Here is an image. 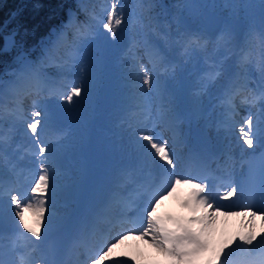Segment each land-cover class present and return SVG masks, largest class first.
Instances as JSON below:
<instances>
[{"label": "bare ground", "instance_id": "obj_1", "mask_svg": "<svg viewBox=\"0 0 264 264\" xmlns=\"http://www.w3.org/2000/svg\"><path fill=\"white\" fill-rule=\"evenodd\" d=\"M239 8L249 21L245 39L242 38L244 39L242 40L243 43H245L244 45H247L244 52L242 54H236L234 58L229 57L230 63L224 60V58H213V65H210L206 63L204 56L199 58L198 55H196L197 52L191 56H184L181 50L173 48L170 52L179 54L180 62L177 64L175 60L170 61L171 57L169 58V61L175 65L172 71H164L162 70L164 68L163 65L158 66L161 68V71L157 77L158 83H154L150 93V102L139 106L135 110L134 115L132 114L133 106L130 95L135 90L134 84L138 82L135 80V73L132 70L133 65L127 63L126 58L129 59L128 50L133 42V38L141 39L143 38V34L147 31L144 26L139 23V19L135 14L136 12H133L132 15V23L134 24L132 27L133 36L128 38L126 30H122L117 34L119 38L126 39V44L123 46L124 48L121 55L116 54V52L113 55L115 59H117L113 62V68L117 70L119 74L117 78H113L111 83L108 84V86L113 89L114 98L107 97L105 101L100 99V102L102 103L103 101L105 105L103 107L105 116L101 117V124L95 122L93 118L90 117L91 112L97 113L100 109L93 108L91 103L87 101V89L91 79L95 78L96 82L100 79L99 74L101 71L96 60V55L99 48H101L103 51L102 59L105 60V49L102 47V39L105 36L99 32L97 35L84 38L88 43L86 48L81 47L80 52L83 54V58L79 66L72 70L75 73L83 72V78L75 76L71 79H66V76L60 77L57 75L55 67L51 68L48 65L45 66V69L47 68L50 72L48 77V90H46L45 93L50 96V99L53 97V101L55 100L57 105L65 107L68 111L70 120L66 123H59L54 126L51 121V113L49 112V115L45 117V120L41 123V127L44 130L42 132V139L46 137L48 141L44 143L39 142V146H47L49 149L43 157V161L46 163L48 169H55L54 166L58 165L59 168L65 169L62 178L69 176L72 178L69 182H65L60 176L54 174L51 177L50 183L56 185L52 188L49 187L48 192L43 197L36 195L32 196L31 193L30 195L26 193L23 197L20 195L18 198H27L33 201H29L24 205L21 203L20 208L12 205L8 200L5 201V195L0 196V231L2 235L10 236L16 247L23 250L24 255L18 253L19 260L27 258L28 264H48L47 243L51 233L53 231H59V229H67L70 230L72 235L71 246L67 252V258L64 264H84V261L88 258L84 252L86 249L90 250L93 248L91 243L94 240L105 242L110 239H113V243L116 244V247L112 250L114 255L113 258L124 261H128V259L131 258V264H137V262L138 264H154L156 261H163V257L160 256L156 249L146 242V239H140L136 233L128 234L123 231L124 229L139 227V223H135V225H132V223L116 222L112 224L100 223L96 225L93 231H90V235L81 233L78 230L77 223L81 216L90 213L98 204L107 199L114 179L122 170L129 168V166L119 163L115 157L122 154L125 150H128L131 158L136 159L137 153L143 152V147L139 145L136 140L141 130H130L131 138L129 139L125 136V130L129 125L126 124L124 127L121 125L125 118L129 119L128 124L130 125L136 123L138 127H144L142 131L145 133L151 131V126L160 131L166 129L169 133L175 132L176 136L173 139H166L164 136H159V138L168 141V147L174 144L180 148L178 154L171 148L176 156L180 158V162L175 168V174L170 176L162 167L158 170L160 172L159 179H155V172L148 177L144 174H138L140 179H142V183L147 182L145 184H149V182L153 180L156 184L158 183L157 189L161 188L159 184L165 181L166 177H172L170 179L174 180L180 171L182 172L187 169L186 166L189 160H184V158L185 156L190 158L194 151L202 158H205V160L208 159L211 162L217 161L218 152L227 156L228 149H231L230 152H234V149L238 148V146L244 147V145L241 144L244 142L241 127L247 132L248 126L239 121L242 119V116H238L237 119L239 122H235L225 111L221 110L223 109L222 106L217 107L219 105H216L218 101L220 102V97L223 95L226 88L231 97L230 106H234L238 111L243 112L247 118L250 115L253 117V131L250 135L254 140V144L257 142L258 136L256 133L255 120L257 118L256 116L264 111V106L258 105V103L264 102V71H262V69H264V53H262V48H264V27L262 22H264V19H256L251 6H240ZM115 13L118 18L126 14L124 7L120 6L116 9ZM145 14H147V12H145ZM147 23L149 25V20ZM150 27L154 29L157 28L153 23L150 24ZM149 37L153 43L159 40L158 37H154L152 34H150ZM53 39H55V36H53ZM215 41L216 39H213V43L218 46L219 44L215 43ZM259 45L261 46L259 47ZM240 48L241 46L239 49ZM138 54L142 57L141 62L147 63V58L143 55V48L138 49ZM224 57H228V54H225ZM244 63L248 66L242 72L240 69H242ZM217 64H219L220 67H216ZM148 66L151 67V65ZM235 66L238 67L236 68ZM184 69H190L187 75L184 74ZM224 70H226L225 76L219 74L212 82L211 86L207 88L203 87V84L208 78L215 76L217 72L222 73ZM19 71L20 65L18 66L16 74L19 73ZM16 74L10 75L8 80L0 84V106H4V104L6 106V108L0 107V110L6 116L9 111L8 106H11L9 109L13 111L12 108L17 109L18 107L16 100H21L22 96L28 98V95H24L13 88V84L17 80ZM138 81H142V76ZM60 83L66 86L70 84L71 87L73 84L81 85L82 96L74 98V102L72 103L66 102L58 94L68 92L69 88L68 90L66 88H61ZM192 85H197V89L200 90L199 92L197 91L198 93H196L197 95L194 98L192 96L195 94L196 89L195 87H191ZM179 89L183 90L180 95H178ZM256 91H259L260 95L258 97L259 99L253 103L254 98H256ZM128 93H130V95ZM93 101L96 102L95 97H93L92 102ZM121 101H125L126 105H121ZM161 105L174 108L177 113V118L169 120L167 116H165L160 120L161 116L159 114H154L153 117L149 115V113L143 116L137 115L140 114V110L148 108L149 111H152L159 108ZM244 105L249 108L252 107V109H250L251 111L248 107L245 108ZM222 116L225 117L226 120L223 119ZM14 118L15 119L12 118L14 123L12 122L8 126L9 128H6L4 139H0V143L8 148V153L6 154L8 156L12 152H16L17 148L16 144L9 147L10 138L12 136L16 138V140H13V143H17L19 139L21 140L26 137L25 132L19 131V128L24 126L19 120L20 117L15 116ZM222 119L230 123V126L227 128L222 127L220 123ZM85 120L87 123L92 122L97 129H103L102 132L104 133L101 137L95 136L97 141H103L101 147H98L96 142H94L92 148L89 146L86 147L88 155H83L81 152L86 140L83 139V136L89 135V130L85 129L84 126ZM147 122L151 125L146 126ZM14 124H17V126ZM218 129H220L221 132L218 133ZM168 135L169 134L166 136ZM185 137L189 138V142L183 141ZM32 138L37 140L39 136L37 133L35 136L32 134ZM27 140L28 139L21 141V143L27 144V147H30L33 143L30 142V144H28ZM254 144L253 147H255ZM33 148L34 145L31 149ZM59 150L63 151L64 154L60 153L59 156L55 157L54 155L56 154L54 151L58 152ZM96 150L99 151V153L96 152ZM102 152L112 153L111 162H113L114 165L102 159ZM23 153L32 155L33 160H31V163L25 164L28 173L32 175L34 171H37L38 168L40 169L41 155L39 152L36 153L34 149L23 151L22 154ZM145 154L147 155L148 161L152 162L150 151H145ZM20 157L18 155L17 158L14 159V162H17ZM14 168L16 167H13V165L9 166L4 163L3 160L1 161L0 171L2 174L0 172V189L5 192L12 190L15 192H17V190H22V193L26 192L27 185H25L24 180L22 182V178L18 176L17 178L19 181H17L13 177L15 174L13 172ZM187 171L188 175H190L191 170L187 169ZM6 172L10 175L8 179L5 176ZM60 183L62 184L59 185ZM229 189L230 187H228L226 191ZM128 190L129 187H127V191ZM187 191L189 193L187 186H177L176 191L162 200L158 208H161L162 205L169 206L173 214L177 216L185 215L188 213V209L182 206L180 200L181 198L186 199L188 196ZM51 192H53V194H51ZM219 195L212 194L216 202L218 200V202L220 201L222 204H231L237 200L235 196L229 200H222L219 198ZM40 200H44L45 202L46 222L45 226L42 228L43 238L37 241L19 225V218L15 214L12 215V211L10 210L14 209V213H16V211H23L25 219L27 220V218L32 216V212L30 210H25L24 206L31 204L33 207H36L39 205ZM142 204L140 200L138 206L132 207L122 218L127 221L135 220L140 214L138 212L139 205L142 206ZM123 208L124 205L118 202H113L111 206V210L115 214H121ZM258 226H264V222L261 221L259 216L251 218L246 215L220 216L218 217L216 230L213 234V240L216 244H219L229 237L246 233L249 229L255 230ZM99 230L105 232L104 236L101 238H99ZM121 236L124 238L121 239ZM122 253L124 254L123 256H121ZM106 264H108V262H106Z\"/></svg>", "mask_w": 264, "mask_h": 264}, {"label": "snow or ice", "instance_id": "obj_2", "mask_svg": "<svg viewBox=\"0 0 264 264\" xmlns=\"http://www.w3.org/2000/svg\"><path fill=\"white\" fill-rule=\"evenodd\" d=\"M151 8L152 5H146ZM191 18L180 19L175 18L176 28L173 31L170 25H165L163 31L145 25L148 29L143 34L142 39L133 38V42L128 50L130 63L137 69L135 76H142V81L134 84V90L131 94L132 114L135 110L144 104L150 102V93L154 83H158V66L163 65L164 71H172L175 65L169 61V52L173 49H179L184 56H191L198 50L202 49L209 43L210 37L204 30L202 22L197 20L192 14ZM121 24V19L116 17L115 6L112 11L107 13V21L103 22V29L111 33L116 32V26ZM71 25H65L68 28ZM149 33L162 42L161 44L153 43L149 37ZM55 39L49 37L47 40L41 41L42 56L39 62H33L21 52L17 56L20 64V71L16 74L17 80L13 84V88L33 97L32 107L37 109L32 113V121L27 124V129L31 130L33 136L36 135L39 125L42 123V117H47V98L45 96L48 90V78L42 69L49 65H55L62 71H72L78 67L83 58V54L77 47L80 42L81 47H87L85 37L94 35L91 31H86L76 26V40L69 43L64 31H54ZM233 30L226 23L224 31L220 36L216 37L215 43H222L225 50L234 51L233 46ZM15 47L14 38L7 37L4 44V50ZM143 48V55L147 58V63H142V57L138 54V49ZM63 49V51L61 50ZM264 53V48H262ZM148 65H151L149 67ZM216 67H220L219 64ZM264 71V69H262ZM219 72L206 80L203 84L204 88L211 86L212 82L219 76ZM68 103L74 102V98L82 96V86L73 84L71 90L66 93L58 94ZM222 106H230L231 97L226 88L220 97ZM159 115L163 118L167 116L169 120L177 118L174 108L164 107L158 108ZM245 124L248 131L245 132L241 127V133L244 137V143L252 147L254 140L250 133L253 131V117L250 115ZM137 143L142 147H147L152 156V162L159 164L163 170L170 176L175 174V168L180 162V158L168 147V141L154 135L152 131L145 133L139 131L136 137ZM39 143L38 140L34 141ZM39 154L41 155L40 170L41 174L36 180L35 185L31 188L32 193H47L50 187L51 175L47 170V165L43 161V157L49 151L47 146H40ZM158 158V159H157ZM137 175L135 171L129 167L122 170L114 179L112 187L105 201H102L90 213L80 217L77 223L78 230L81 233L93 231L97 224L116 223H139V227L124 229L128 234L136 233L140 239H146L163 257V261H156L154 264H264V229L254 231L249 229L246 233L232 236L223 242L216 244L213 240V234L216 230L218 217L225 215H246L248 217L259 216L264 222V211H254L250 207H245L239 211H222V206L216 202L212 196L209 185L206 182H195L196 178L181 176L174 180L166 182L164 188L153 192L148 201L139 209V215L135 220L127 221L122 217L132 208L135 203V197L131 192L127 191V186L135 184ZM187 186L189 194L182 201V206L188 209L187 215L180 216H161L157 212V207L168 195L174 193L177 186ZM258 190L264 195V176L261 177ZM237 187L233 185L228 191L219 195L222 200H229L236 196ZM10 202L12 205L21 207V200L17 195H11ZM113 202L124 205L121 214L117 215L112 212L111 206ZM25 210L32 212V222L29 223L24 216L23 211H16L15 215L19 218V225H22L26 233H30L31 237L39 241L42 237V228L46 222V208L44 200H40L39 205L33 207L31 204L24 206ZM124 237L121 236V239ZM119 242V241H117ZM115 243L106 246V250H101L97 256L89 257L91 264H131V258L128 261L113 258L111 256ZM124 254L122 253L121 256ZM0 264H5L0 259ZM138 264V262H137Z\"/></svg>", "mask_w": 264, "mask_h": 264}, {"label": "rangeland", "instance_id": "obj_3", "mask_svg": "<svg viewBox=\"0 0 264 264\" xmlns=\"http://www.w3.org/2000/svg\"><path fill=\"white\" fill-rule=\"evenodd\" d=\"M75 5L73 6V8H70L68 10V19L67 21L63 22V24L61 26H59L58 29L54 30L56 32H60V31H64L66 33V38L67 41L69 43H71L72 41L76 40V26H79L81 29L86 30V31H91L92 33H94V35H97L99 32H101L105 37H103V45L102 47L105 49V56L104 59H102L103 57V51L101 48H99L98 53L96 55V60L97 63L100 66V71L101 73L99 74L100 79L99 81H95V78L91 79L89 81L90 85L87 89V94H88V98L87 101H89L91 103V106L93 108H98L100 109L99 112L94 113L91 112L90 113V117L93 118V120L97 123H102V121H100L101 117L105 116V110H104V102L107 97H112L114 98V93H113V89L110 88L108 86L109 83H111V80H113V78H117L118 76V71L115 70L113 68V62H115L117 59H115V57L113 56L114 53L116 52V54H120L123 50V46L126 44V39L125 38H119L117 36L118 33H120V31L122 30H126V35L128 36V38L133 36V32H132V27H133V23H132V15L133 12H136L135 14L137 15V18L139 19V23H141L144 28L148 31V29L145 27V25H148V20L151 21V23L155 24L157 26L156 30L157 31H163L164 30V26L165 25H170L171 28L173 29V31L176 28V24H175V18H180L181 19V15H185L187 18H191L190 14H192V16H194L197 20L200 21V18L203 16L202 14V8L206 7L208 9H213L215 10V12L217 14H222L223 15V24L220 27V29L218 30L219 32L217 33H212V34H208V36L210 37L209 39V43L207 45H205L204 48L200 49L197 51L196 55H198V57L200 58L201 56L205 57V61L206 63L213 65V58H219V59H223L226 60L227 62L229 61L230 63V58H234L236 56V54H241V52H243V50L246 49L247 45H244L245 43H243L242 40L245 39V35L247 30V27L249 26L248 23V19L246 18V16L243 15V11L239 8L240 6H251L253 8V14L255 15V18L258 20L264 19V12L260 13L259 12V5L262 4V6H264V0H73ZM152 5L151 8H147L146 5ZM115 6V11L116 9L120 6V7H124L126 14L122 17H119V19H121V24L119 26H116V32L115 33H111L106 29H103V22L107 21V13L109 11L113 10V7ZM86 9L89 10L88 14L89 18H84L81 14L83 12L86 11ZM145 12H147V14H145ZM81 13V14H80ZM235 17H239L243 20V34L241 36H236L234 31H233V46H234V51L233 52H229L225 50V46L222 43H219L218 46H216L213 43V39H216V37L220 36L221 32L224 31V25L227 23L228 26L233 30V24H234V18ZM118 18V17H117ZM71 22V24L73 25L72 29L71 26L68 28H65V25H69ZM262 25L264 27V22H262ZM53 31V32H54ZM52 32V34H53ZM51 34V38L53 39V35ZM152 33H149V35ZM153 35V34H152ZM12 36V35H11ZM11 36H6L7 37H11ZM154 36V35H153ZM156 37V36H154ZM244 38V39H242ZM142 39V38H141ZM162 42L160 40L156 41V44H161ZM241 46V48L239 49V47ZM261 45H259L260 47ZM77 47L79 49V51L81 50V45L80 42H77ZM245 47V48H244ZM63 51V49H61ZM179 50V49H177ZM41 51V55L43 52V49H40ZM225 54H228V57H224ZM177 57H176V56ZM113 57V58H112ZM171 57L170 61L175 60V62H177V64L180 62L179 58V54H174V52H169V58ZM126 58V57H125ZM127 63L130 64V60L128 58H126ZM232 63V62H231ZM19 62L17 64V66H15L14 68H11L9 73L7 75L3 74L2 76H0V84L6 80H8L10 78V75H15L16 72L18 71V66H19ZM49 67L53 68L55 67V72L57 73L58 76L63 77L66 76V79H71L75 76H80L81 78H83L84 73L82 72H73V71H62L60 68H58L55 65L49 64ZM248 65H246L244 63V66H242V69H240L242 72L243 70H245V68ZM236 68L238 66H235ZM132 70L134 71V73H136L137 69L132 66ZM43 73L45 74V76L48 78L50 75L49 70L45 67L42 69ZM161 68L158 67V72L160 73ZM190 71V69H184L183 72L185 75H187V73ZM239 72V71H238ZM226 70L222 71V73H220L221 76H225ZM136 77V76H135ZM139 78L136 77V81L139 83ZM220 80V79H219ZM124 81V80H123ZM126 82V81H125ZM61 84V85H60ZM60 87L61 88H66L69 91L71 89V85L67 84V86L63 83H60ZM127 84V83H126ZM191 87H195L197 88V85H192ZM189 89V88H187ZM136 90V89H135ZM183 90L179 89L178 92L180 95L181 92ZM200 90L196 89L195 90V94L192 96L193 98L197 95L196 93ZM130 95V93H128ZM45 96L47 98V112L51 113V121L52 124H54V126L56 124L59 123H66L67 121L70 120L69 116H68V111L65 109V107L63 106H59L56 104L55 100L53 101V97L50 99V96L48 94L45 93ZM26 97L21 98V100H16L17 103V109H13V111H11L8 108V115H4L2 113V111L0 110V139H4L5 137V131L6 128H9L8 126L14 121L12 120L15 119L14 117H20L19 120L20 122H22L24 124L23 127L19 128V131H23L26 134V139L27 143L30 144L33 143L30 147H27V144H21L20 146L17 145L16 148V152H12L9 156L6 155L8 153V148H6L5 146H3L0 143V165H1V161L3 160L4 163L9 164V162L14 164H18V163H31V160H33L32 155H27V154H23L22 157L18 158L17 162H14L13 160L17 158V153L21 152L23 148L26 146L28 149H31V147H33L34 145V150L36 153H38V149H39V144L40 143H35L33 138H32V133L31 130L27 129V124L30 123L33 119L32 117V113L33 111L37 110L34 109L32 107V100L33 97L28 95ZM93 97H95L96 102H92ZM100 99H102V103L100 102ZM130 99H131V95H130ZM52 100V102H51ZM5 103V102H4ZM253 104V103H252ZM121 105H126L125 101H121ZM246 106V105H244ZM1 108H6L5 104L4 106H0ZM11 107V106H10ZM248 107V106H247ZM248 109H252V107H248ZM251 111V110H250ZM146 113H149V115H152V117L154 116V114H159L158 113V108L149 111L148 108L140 110V114H137L139 116H143ZM239 114V113H238ZM45 117H42V123L45 120ZM234 119V121L236 120V115L234 117H232ZM247 119V116H244L243 118V123H245V120ZM62 122H61V121ZM160 120H162V117H160ZM128 122V119L125 118L124 121L122 122V126L124 127ZM161 123V122H160ZM17 126V124H14ZM150 126V123L147 122L146 126ZM84 126L85 129L89 130V135H85L83 136V139H86L84 144H83V150L81 151L83 155H88V152H86V147H93L94 142H96L98 147H101L103 144V141L99 140L97 141L95 139V136H103L104 133L102 132L103 129H97L92 122L87 123V121H84ZM84 128V127H83ZM82 128V129H83ZM144 127H138L135 124L129 125L127 127V129L125 130V136H127L129 139L131 138V132L130 130L134 129V130H142ZM151 131L153 132L154 135L159 136H164L166 139L168 138L167 135V130L163 129L162 131L160 130H156L151 126ZM43 128L41 127V124L38 127L37 130V135L39 136V138H37V140L39 142H46L48 139L46 137H44L42 139V132H43ZM218 133L221 132V130L217 131ZM118 133V132H117ZM115 134V133H114ZM22 138V137H21ZM16 140V138H14L13 136L10 138V145L14 146L15 144L13 143V140ZM22 139H19V142H21ZM13 143V144H12ZM169 148L173 149L177 154L180 151V148H178L176 145L171 144V146H169ZM5 150V152H4ZM143 152L142 153H137L136 155V159H132L130 156V153L128 150H125L122 154L117 155L115 158L116 160H118L119 163L122 164H126L129 167H132L135 170V173H140V174H144L145 176H149V172H147L148 169V161H147V155L145 154V151H149V149L147 147H143L142 148ZM53 151V150H51ZM59 152V153H58ZM58 152L54 153H63V151L59 150ZM96 152L99 153V151L96 150ZM144 154V155H143ZM55 156V155H54ZM112 153L111 152H102L101 153V157L104 161L106 162H111L112 160ZM29 157V158H28ZM21 159V160H20ZM22 165V164H19ZM111 165H114L113 162H111ZM154 168V167H153ZM153 168H151V172L153 170ZM37 171H41L39 168ZM1 172V171H0ZM51 175V177L56 174V171H52L49 170L48 171ZM181 172V171H180ZM179 172V174L176 176V178H179L182 176V174ZM2 174V172H1ZM58 176H60L61 174H57ZM40 174H38L33 182V184L35 185L36 180L39 178ZM62 180H64L65 182H69V180H71V176L66 177V178H62V176H60ZM170 178H165L166 181L163 182V186L161 188H164L166 186V182H168L170 180ZM62 183H60L59 185H61ZM56 184H50V187H54ZM29 191L28 194L30 195V191H31V187H28ZM189 190V189H188ZM13 192V193H12ZM10 191L7 194L9 195H5L4 200L5 201H10L11 195H17L19 197L18 192L15 191ZM188 193V191H187ZM51 194H53V192H51ZM189 194V193H188ZM187 198V197H186ZM22 202V204H26L29 201L33 202L29 199H25V198H19ZM184 200V198H181V202ZM243 209V208H242ZM241 210V209H239ZM12 211V215H14V209L10 210ZM157 212L159 215L161 216H167V215H172V216H177L175 214H173L172 210L170 209L169 206H165L162 205L161 208L157 207ZM189 213H186L185 215H187ZM257 217V216H256ZM28 222H32V216L27 218ZM22 226V225H21ZM259 231L261 229H264V226H258L255 228L254 231ZM243 231V230H240ZM125 232V231H124ZM16 241H17V237H16ZM94 241L91 243L94 246ZM113 243V239H110L106 245L105 248L103 250H106V246ZM100 251H98L97 253H95V256H97L98 258V253ZM111 256L113 257V252L111 253ZM149 263V262H148ZM18 264H28V259L26 258V260H21ZM84 264H91V260L89 258H87L86 261H84Z\"/></svg>", "mask_w": 264, "mask_h": 264}, {"label": "trees", "instance_id": "obj_4", "mask_svg": "<svg viewBox=\"0 0 264 264\" xmlns=\"http://www.w3.org/2000/svg\"><path fill=\"white\" fill-rule=\"evenodd\" d=\"M74 5L73 0H0V76L15 67L21 52L37 62L41 41L50 37L51 28L57 29L67 20V12ZM87 12L80 14L89 18ZM8 35L14 38L15 47L5 51Z\"/></svg>", "mask_w": 264, "mask_h": 264}, {"label": "water", "instance_id": "obj_5", "mask_svg": "<svg viewBox=\"0 0 264 264\" xmlns=\"http://www.w3.org/2000/svg\"><path fill=\"white\" fill-rule=\"evenodd\" d=\"M260 11L264 12V6L260 4ZM204 16L200 19L202 25L205 27V31L208 33L217 32L219 27L223 23V15L216 14L215 10L203 8ZM183 19H188L187 17H183ZM234 31L237 35H241L243 33V21L240 18H234ZM63 121V120H62Z\"/></svg>", "mask_w": 264, "mask_h": 264}]
</instances>
